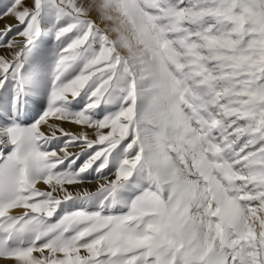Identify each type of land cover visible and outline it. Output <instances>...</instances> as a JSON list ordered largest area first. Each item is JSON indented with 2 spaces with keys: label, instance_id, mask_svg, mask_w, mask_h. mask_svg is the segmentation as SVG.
<instances>
[{
  "label": "snow or ice",
  "instance_id": "obj_1",
  "mask_svg": "<svg viewBox=\"0 0 264 264\" xmlns=\"http://www.w3.org/2000/svg\"><path fill=\"white\" fill-rule=\"evenodd\" d=\"M9 18L0 264H264V0H0Z\"/></svg>",
  "mask_w": 264,
  "mask_h": 264
},
{
  "label": "bare ground",
  "instance_id": "obj_2",
  "mask_svg": "<svg viewBox=\"0 0 264 264\" xmlns=\"http://www.w3.org/2000/svg\"><path fill=\"white\" fill-rule=\"evenodd\" d=\"M7 23H15L13 20H11L10 18L9 19H5V20H0V28L4 27L5 24ZM66 127H71V126H68L66 125Z\"/></svg>",
  "mask_w": 264,
  "mask_h": 264
}]
</instances>
